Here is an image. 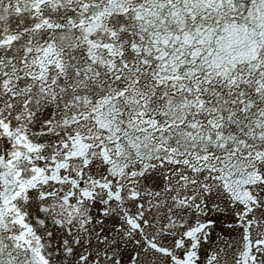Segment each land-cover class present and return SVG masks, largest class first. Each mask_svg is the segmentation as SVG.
Here are the masks:
<instances>
[{
	"label": "snow or ice",
	"instance_id": "obj_1",
	"mask_svg": "<svg viewBox=\"0 0 264 264\" xmlns=\"http://www.w3.org/2000/svg\"><path fill=\"white\" fill-rule=\"evenodd\" d=\"M0 264H264V0H0Z\"/></svg>",
	"mask_w": 264,
	"mask_h": 264
}]
</instances>
